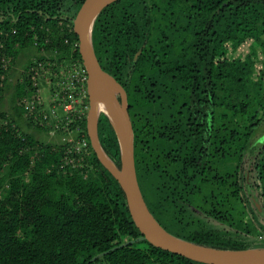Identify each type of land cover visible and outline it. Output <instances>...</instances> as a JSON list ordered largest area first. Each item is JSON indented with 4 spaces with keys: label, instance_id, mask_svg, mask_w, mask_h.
I'll use <instances>...</instances> for the list:
<instances>
[{
    "label": "trees",
    "instance_id": "1",
    "mask_svg": "<svg viewBox=\"0 0 264 264\" xmlns=\"http://www.w3.org/2000/svg\"><path fill=\"white\" fill-rule=\"evenodd\" d=\"M81 2L0 0V102L9 65L30 48L39 54L25 76L68 61L63 83L84 88L68 78L72 65L85 76L71 22ZM90 38L125 91L135 176L158 225L196 244L264 247V0H114ZM28 76L12 86L11 114L0 109V264H86L106 250L87 264H205L145 240L110 249L140 235L123 191L92 150L83 116L68 124L81 122L87 140L76 164L64 162L63 145L18 127ZM96 135L118 166L103 113Z\"/></svg>",
    "mask_w": 264,
    "mask_h": 264
},
{
    "label": "water",
    "instance_id": "2",
    "mask_svg": "<svg viewBox=\"0 0 264 264\" xmlns=\"http://www.w3.org/2000/svg\"><path fill=\"white\" fill-rule=\"evenodd\" d=\"M112 1L114 0H82L71 19L72 30L77 38L78 54L85 73V86L88 97L85 129L89 144L100 164L111 174L122 189L130 218L140 233L136 238L128 239L110 249L114 250L133 241L145 240L153 246L205 264H264V247L227 249L192 243L164 231L148 211L135 176L133 132L127 112L125 91L111 75L102 70L91 46L90 32L93 20L100 9ZM137 53L138 51L133 55V59ZM94 96L103 98L112 109L115 117L117 116L118 125L116 126L110 116L102 112L111 123L117 137L119 146L118 166H115L106 156L98 143L96 119L100 111L94 113ZM263 138L264 133L258 140ZM106 252L107 250L97 253L88 262Z\"/></svg>",
    "mask_w": 264,
    "mask_h": 264
},
{
    "label": "rangeland",
    "instance_id": "3",
    "mask_svg": "<svg viewBox=\"0 0 264 264\" xmlns=\"http://www.w3.org/2000/svg\"><path fill=\"white\" fill-rule=\"evenodd\" d=\"M243 49L246 50V47L244 46ZM38 54L39 52L37 53L34 48L24 50L9 65L8 74L10 77L7 83H9L10 87L8 86V89L3 91L0 109L4 110L7 114H11L8 99L15 80L24 81L32 73L31 77L28 76L29 80H31V85L26 84V96L22 99L24 104L22 107H19L22 115L16 120V123L19 125L18 127L31 133L35 139L43 144L63 145L66 152L64 162L76 164V162H79L87 155V140L82 135L81 122L72 126L68 124L74 119L83 116L85 127V118L88 110L86 86L84 85V88H81L79 85L76 88L73 83L69 82L70 84L68 83V87H66L67 83H63V81L68 80L66 78L67 72L64 71V69H67L66 65H68V61H66V65L62 63L58 71L54 68H51L54 70H50L42 65L33 66V69L31 68L25 76L22 73L23 65H25L28 59H34ZM83 77L77 68L75 69L73 65L70 67L68 78H76L73 79L75 82L82 80L85 82V78L83 79ZM64 92L65 94H63ZM33 106H35V111L32 113L33 122L30 121L29 127L25 128L24 124L29 122L28 116ZM36 126H41V129L39 130ZM232 159L234 157H226V160ZM262 183H264V180ZM93 264L107 263L100 258Z\"/></svg>",
    "mask_w": 264,
    "mask_h": 264
},
{
    "label": "bare ground",
    "instance_id": "4",
    "mask_svg": "<svg viewBox=\"0 0 264 264\" xmlns=\"http://www.w3.org/2000/svg\"><path fill=\"white\" fill-rule=\"evenodd\" d=\"M93 104H94V113H96V111L98 112L100 109H103V110H100V112L107 113L110 116V118L114 121V123L116 124V126L118 125L117 116L115 117V115L112 113V109L103 100V98H101L99 96H94L93 97ZM93 114H92V118H93Z\"/></svg>",
    "mask_w": 264,
    "mask_h": 264
},
{
    "label": "built area",
    "instance_id": "5",
    "mask_svg": "<svg viewBox=\"0 0 264 264\" xmlns=\"http://www.w3.org/2000/svg\"><path fill=\"white\" fill-rule=\"evenodd\" d=\"M85 78V76L83 77V79Z\"/></svg>",
    "mask_w": 264,
    "mask_h": 264
}]
</instances>
